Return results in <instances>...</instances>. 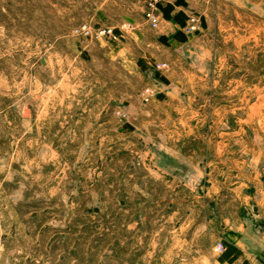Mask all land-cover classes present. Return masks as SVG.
I'll use <instances>...</instances> for the list:
<instances>
[{
	"label": "rangeland",
	"instance_id": "1",
	"mask_svg": "<svg viewBox=\"0 0 264 264\" xmlns=\"http://www.w3.org/2000/svg\"><path fill=\"white\" fill-rule=\"evenodd\" d=\"M208 187L264 196V0H0V264H209Z\"/></svg>",
	"mask_w": 264,
	"mask_h": 264
},
{
	"label": "crops",
	"instance_id": "2",
	"mask_svg": "<svg viewBox=\"0 0 264 264\" xmlns=\"http://www.w3.org/2000/svg\"><path fill=\"white\" fill-rule=\"evenodd\" d=\"M205 191L209 199L191 206L196 209L191 223L202 224L204 230L217 227L222 234L218 240L224 246L218 256L207 257L209 264H264V196L241 191L240 198L220 205L213 196L217 190L208 187ZM251 192L260 194L257 190Z\"/></svg>",
	"mask_w": 264,
	"mask_h": 264
},
{
	"label": "built area",
	"instance_id": "3",
	"mask_svg": "<svg viewBox=\"0 0 264 264\" xmlns=\"http://www.w3.org/2000/svg\"><path fill=\"white\" fill-rule=\"evenodd\" d=\"M152 1H153V4H154V3H155L156 1H158V0H152ZM150 6H151V4H150ZM147 18H148L150 24H151L153 27H155V26H156V23H157L156 18H155L153 15H150V14H147ZM215 249H216L217 251H221V250H222V246H221L220 244H217L216 247H215Z\"/></svg>",
	"mask_w": 264,
	"mask_h": 264
}]
</instances>
